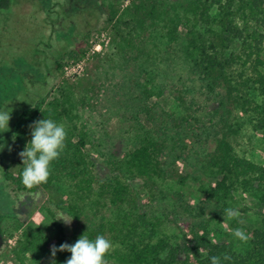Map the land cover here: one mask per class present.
<instances>
[{
	"label": "trees",
	"instance_id": "1",
	"mask_svg": "<svg viewBox=\"0 0 264 264\" xmlns=\"http://www.w3.org/2000/svg\"><path fill=\"white\" fill-rule=\"evenodd\" d=\"M9 4L0 0V10ZM80 4L84 28L54 29L58 47L51 48L50 38L38 40L52 56L38 67L47 70L45 84L60 69L66 47L100 19L112 31L116 52H108L107 67L86 75L84 89L58 88L44 108L36 103L30 109L34 121L62 122L67 133L47 183L23 185L19 142L12 163L17 173H4L12 197L67 183L72 201L65 213L75 225L67 236L48 209L56 241L28 234L16 253L29 257L15 256L17 264H43L44 258V264H65L71 253L53 256L52 246L74 244L82 235L112 242L108 264H211L212 256L221 264H264V164L235 151L243 136L264 144V0H130L120 9L118 0ZM53 15L50 26H59L60 15ZM85 51L72 60L85 58ZM111 69L119 71L116 83ZM162 93L175 109L149 102ZM111 120L119 124L114 130ZM186 185H195L193 202L184 195ZM233 191L258 202L251 239L241 249L215 233L224 210L235 209ZM196 250L201 256L192 254Z\"/></svg>",
	"mask_w": 264,
	"mask_h": 264
},
{
	"label": "rangeland",
	"instance_id": "2",
	"mask_svg": "<svg viewBox=\"0 0 264 264\" xmlns=\"http://www.w3.org/2000/svg\"><path fill=\"white\" fill-rule=\"evenodd\" d=\"M72 1L74 9L71 5L68 6L71 4L68 3L70 1L64 2V0H10L9 6L0 10V111L10 112L11 117L8 129L0 130L2 131L0 132V264H17L15 256L29 257L27 253H16L18 245L22 244L28 234L43 235L52 243L55 242L57 229L48 217L47 210L51 209L55 217L59 218L61 214H66L67 205L72 201L67 194V183H56L49 189L23 192L16 197H12L7 190L5 171L12 175L17 173V168L12 165L19 153L16 143L19 142L25 147L31 135L29 125L34 119L30 109L36 103L44 108L48 98L57 96L58 88L69 91L70 87L75 93L84 89L86 75L91 74L97 65L107 67L108 64L104 60L108 52L109 54L116 52L111 47L112 31L104 27L105 23L100 19L85 37L82 35V38L72 41L71 45L66 47L65 53L58 58L62 64L60 69L56 71V75H49V81L45 84L47 70L43 72L42 68L38 67L39 64H43V60L51 59L52 56L38 46L39 42H47L50 38L51 48L58 47L61 44L60 35L57 38L53 37L54 29L65 30L67 26L70 29L73 24L76 29L84 28V8H81L84 2L80 4L83 0ZM118 1L120 9L130 0ZM104 2L108 3V0ZM46 8L53 11L46 14ZM117 12L119 14L120 11ZM53 14L60 15L59 26H50L51 23L54 24V20L49 19H53ZM71 49L78 52L85 49V59L79 74L66 76L63 73V66L73 62L72 59L78 53H72L69 51ZM46 54H49V58L43 56ZM259 69L264 73V63ZM109 72L110 77L112 76L111 81L115 83L119 81V71L111 69ZM149 102H156L164 110L175 109L174 101L168 93L152 96ZM26 112L27 115L21 118ZM83 118L84 111L81 112V120ZM118 125L116 120H111V129L114 130ZM240 140L235 146V151L252 161L264 164V144L254 138L248 141L245 136ZM169 186L171 190L175 187L174 184ZM186 186L188 187L183 190L184 195L190 196L193 202L199 196L195 191V185ZM140 193H143L142 189ZM232 196V205L239 210L240 216L229 220L226 214L223 215L215 224L217 228L215 233L223 234L224 240L230 241L235 249H241L246 246V242L234 237L231 231H226L224 225L229 229L241 228L248 234L256 225L258 202L255 196L247 192L233 191ZM60 222L68 236L75 221L72 219L70 225H66L62 220ZM192 254L199 257L202 253L196 250ZM45 262L46 259H42V263ZM23 264L29 263L24 260Z\"/></svg>",
	"mask_w": 264,
	"mask_h": 264
},
{
	"label": "clouds",
	"instance_id": "3",
	"mask_svg": "<svg viewBox=\"0 0 264 264\" xmlns=\"http://www.w3.org/2000/svg\"><path fill=\"white\" fill-rule=\"evenodd\" d=\"M10 118V112L0 111V130L8 129ZM29 127L31 128V140L19 153V156L24 165L21 181L25 187L33 188L47 183L50 176V165L52 161L59 158L63 151L67 133L62 123L58 124L52 119H39ZM224 212L229 220L237 219L240 216L238 209L227 208ZM72 218L61 214L58 220L70 225ZM224 228L226 231H231V234L242 242L251 239L241 228L229 229L227 225H224ZM112 249V242L103 235H97L94 240L82 235L74 244L62 243L59 248L53 245L51 251L53 256L56 251L70 252L71 256L65 261V264H108L105 256ZM224 259L229 260L230 257L225 254ZM211 264H221V258L212 256Z\"/></svg>",
	"mask_w": 264,
	"mask_h": 264
},
{
	"label": "built area",
	"instance_id": "4",
	"mask_svg": "<svg viewBox=\"0 0 264 264\" xmlns=\"http://www.w3.org/2000/svg\"><path fill=\"white\" fill-rule=\"evenodd\" d=\"M84 57L67 63L63 66V73L66 76H73L79 74L83 69Z\"/></svg>",
	"mask_w": 264,
	"mask_h": 264
}]
</instances>
